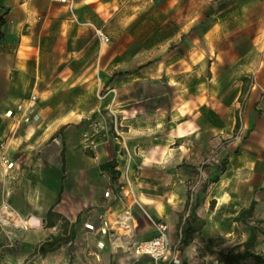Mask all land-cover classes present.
<instances>
[{
	"label": "crops",
	"instance_id": "obj_1",
	"mask_svg": "<svg viewBox=\"0 0 264 264\" xmlns=\"http://www.w3.org/2000/svg\"><path fill=\"white\" fill-rule=\"evenodd\" d=\"M126 1L0 0V210L14 215L3 264H168L126 251L160 223L170 259L203 264L208 240L264 206V0H183L178 31L162 32L164 7L146 39ZM94 120L108 132L91 137ZM189 196L198 230L182 247Z\"/></svg>",
	"mask_w": 264,
	"mask_h": 264
},
{
	"label": "rangeland",
	"instance_id": "obj_2",
	"mask_svg": "<svg viewBox=\"0 0 264 264\" xmlns=\"http://www.w3.org/2000/svg\"><path fill=\"white\" fill-rule=\"evenodd\" d=\"M155 1V0H154ZM158 4L156 5H148L144 4L143 1L139 0H127L124 3V12L132 13V15L137 16L138 18L136 21L133 23L132 27L130 29H133V31L140 35V37L146 39L148 37H151L152 33L154 31L157 32V30L153 29L156 26H161L163 21L161 17H155L151 16V12H156L157 10H162L164 7L170 8V14L168 18L170 19V23L166 25L164 30L161 31L165 35L169 34H174L176 31H178L179 26L178 23L180 21L179 15L180 13L189 10L191 4L183 2V0H158ZM141 4L142 7H139ZM136 18V17H135ZM157 34L155 35V37ZM178 40L174 41L171 46L176 44ZM5 142L0 141V153L5 150ZM2 211L0 210V264H3L5 261L6 256L10 251L13 249L9 247L10 243V236L11 233L14 229L13 226L9 225H4L2 222V217H1ZM255 217L264 222V206H256L255 209ZM262 228H264V223L261 225ZM224 231H226L224 229ZM247 229L241 225L238 227L236 226L234 229L233 234L228 237L227 234H223L221 239H224V242H221L220 240L217 241L214 245L215 247V252L219 251H226L232 246H235L236 244L243 242L247 238ZM258 254H261L264 256V237H260L258 246L256 247L255 250ZM215 255H208L207 259L205 261H212L214 260ZM244 264H252V263H244Z\"/></svg>",
	"mask_w": 264,
	"mask_h": 264
},
{
	"label": "trees",
	"instance_id": "obj_3",
	"mask_svg": "<svg viewBox=\"0 0 264 264\" xmlns=\"http://www.w3.org/2000/svg\"><path fill=\"white\" fill-rule=\"evenodd\" d=\"M1 25V19H0ZM237 154V152H236ZM228 160L225 159L218 167V172L224 173L226 171V165ZM219 181L218 176L210 180V183H217ZM187 206L190 207V215L181 226V245L187 247L190 245L193 237L198 229L193 227L195 221L194 206L190 203V196L188 197ZM256 202H252L248 208L242 209L238 215L234 218V222L247 229V238L235 246L230 247L226 251L215 252V243L217 241L224 242V239H212L208 240L205 244L207 255H215L214 260L205 261L203 264H264V256L258 254L255 250L258 246L260 237H264V228L261 225L264 223L255 217ZM52 215V211L48 216Z\"/></svg>",
	"mask_w": 264,
	"mask_h": 264
},
{
	"label": "built area",
	"instance_id": "obj_4",
	"mask_svg": "<svg viewBox=\"0 0 264 264\" xmlns=\"http://www.w3.org/2000/svg\"><path fill=\"white\" fill-rule=\"evenodd\" d=\"M53 2L60 5H68L71 3V0H52ZM153 2L154 0H147ZM96 38L100 42L101 45H107L110 43L109 36L105 33L103 29H96ZM37 98L36 96H31L25 102L18 104L15 108V111L18 115H21V123H29L34 117V111L36 108ZM7 118L12 117V113L9 112L6 114ZM112 124L114 125V132L118 134L117 130V120L114 114H111ZM93 124V132L91 133V137H98L100 134H106L107 128L104 124V121L94 120ZM12 166V165H11ZM10 167V166H9ZM108 196L109 194H105ZM192 201L194 200V196H191ZM188 217H186L187 219ZM129 221L130 217L128 214H125L121 220L119 221V226L124 228L125 230H129ZM85 229L89 231H94V226L90 224L85 225ZM159 235L149 241L145 242H135L133 240H128L126 244L127 253L134 255L136 257H147L154 261L155 263L166 262L168 264H180V260L175 255L172 259H170V253L172 251V246L168 237V227L166 224L160 223L158 224ZM106 234V231H105ZM112 238L115 237V233L111 234Z\"/></svg>",
	"mask_w": 264,
	"mask_h": 264
},
{
	"label": "bare ground",
	"instance_id": "obj_5",
	"mask_svg": "<svg viewBox=\"0 0 264 264\" xmlns=\"http://www.w3.org/2000/svg\"><path fill=\"white\" fill-rule=\"evenodd\" d=\"M1 217H2V222L4 225H9L10 224V219H12L14 217V215L10 212H8L7 210H3L1 213ZM29 223V222H28Z\"/></svg>",
	"mask_w": 264,
	"mask_h": 264
}]
</instances>
